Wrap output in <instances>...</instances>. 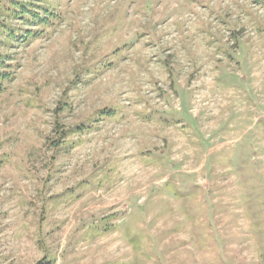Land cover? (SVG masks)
Here are the masks:
<instances>
[{"label":"rangeland","instance_id":"obj_1","mask_svg":"<svg viewBox=\"0 0 264 264\" xmlns=\"http://www.w3.org/2000/svg\"><path fill=\"white\" fill-rule=\"evenodd\" d=\"M0 264H264V0H0Z\"/></svg>","mask_w":264,"mask_h":264}]
</instances>
